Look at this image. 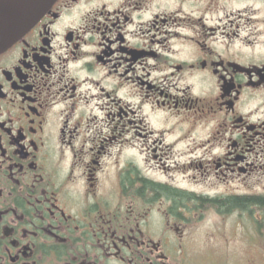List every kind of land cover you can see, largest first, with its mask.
<instances>
[{
  "label": "flooded vegetation",
  "instance_id": "af4514ba",
  "mask_svg": "<svg viewBox=\"0 0 264 264\" xmlns=\"http://www.w3.org/2000/svg\"><path fill=\"white\" fill-rule=\"evenodd\" d=\"M204 225L264 264V0H55L0 52V264H199Z\"/></svg>",
  "mask_w": 264,
  "mask_h": 264
},
{
  "label": "water",
  "instance_id": "95a60500",
  "mask_svg": "<svg viewBox=\"0 0 264 264\" xmlns=\"http://www.w3.org/2000/svg\"><path fill=\"white\" fill-rule=\"evenodd\" d=\"M55 0H0V52L28 31Z\"/></svg>",
  "mask_w": 264,
  "mask_h": 264
},
{
  "label": "rangeland",
  "instance_id": "374dc122",
  "mask_svg": "<svg viewBox=\"0 0 264 264\" xmlns=\"http://www.w3.org/2000/svg\"><path fill=\"white\" fill-rule=\"evenodd\" d=\"M210 229H212L210 225L200 226L197 241L193 247V249L202 252V255L198 253L201 255L197 257L199 264H263L262 258L255 257V254L244 245L242 237L235 238L236 240L232 243V248L244 251L242 255L238 254L224 259L218 257L216 253L208 255V251L224 249V244L219 240L220 238L218 240H210L207 236ZM218 258L219 260H217Z\"/></svg>",
  "mask_w": 264,
  "mask_h": 264
}]
</instances>
